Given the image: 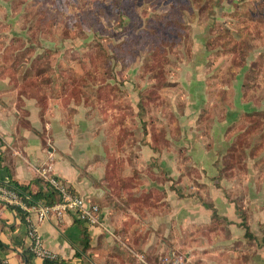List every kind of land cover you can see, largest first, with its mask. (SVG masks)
I'll list each match as a JSON object with an SVG mask.
<instances>
[{
  "label": "rangeland",
  "instance_id": "1",
  "mask_svg": "<svg viewBox=\"0 0 264 264\" xmlns=\"http://www.w3.org/2000/svg\"><path fill=\"white\" fill-rule=\"evenodd\" d=\"M100 1L102 29L94 19L88 26L80 15L69 17L78 8L75 0L57 1L69 19L65 26L56 18L50 27L36 22L38 0H0V67L12 74L16 98L17 86L33 83L26 94L37 92L45 115L57 106L64 109L71 129L73 106L86 109L91 133L101 139L104 181L119 206L139 215L136 205H144L164 219L173 194L179 217L181 209L203 212L202 222L193 216V223L170 227L163 239L172 240L171 246L146 251L151 232L139 226V216H117L102 264H164L171 252L182 257L181 264H207L193 249L201 244L202 253L219 264L221 258L236 263L233 256L239 264H264V15L258 14L257 0ZM177 8L181 28L171 23L175 33L166 30L162 65H153L145 46L134 60L125 58L127 67L117 63L106 71L118 89L113 101L118 126L94 104L96 87L90 82L82 92L88 104L65 103L74 74L88 67L95 38L107 48L122 40L124 30L136 31ZM235 60L242 64L235 66ZM243 221L254 239L244 238ZM234 226L243 234L241 242L235 250L223 248L220 242ZM98 227L106 231L103 220Z\"/></svg>",
  "mask_w": 264,
  "mask_h": 264
},
{
  "label": "crops",
  "instance_id": "2",
  "mask_svg": "<svg viewBox=\"0 0 264 264\" xmlns=\"http://www.w3.org/2000/svg\"><path fill=\"white\" fill-rule=\"evenodd\" d=\"M57 107L45 115L35 100L22 98L18 101L16 93L13 92V85L9 80L0 78V183L7 182L8 171L12 180L19 184H29L39 178L37 170L49 167L51 174L75 195L99 204L101 220L106 231L98 226L85 225L90 239L89 248L80 257H76L73 245L79 243L80 232L73 214L66 213L61 219L50 215L39 221L34 214L26 213L27 216L23 219L19 213L0 203V241L7 249L3 259L6 264H25V258L30 253V239L27 234L30 227L34 228L40 237L41 247L57 259L56 264H102L101 252L103 253V247L112 246L110 234L112 229L116 228L114 219L117 216H139V226H144V229L151 232L150 239L142 248L145 251L171 246L172 240L163 239L171 226L177 230L179 222L188 224L189 219V223H193V216H197L202 222L203 212L200 207H193L192 210L181 209L179 217V202L173 194L169 195L168 200L172 207L170 214L164 219L161 214H156L155 210L149 212L144 205H136L139 215L126 205L119 206L116 197L110 193V186L104 181L105 164L99 162L98 158L101 153V139L93 137L92 128L85 116L86 109L81 105L73 106L75 114L72 120L76 128L71 129L66 125L65 110ZM148 185L155 186L153 183ZM32 189L34 190V187ZM142 189L148 188L145 185ZM178 217L180 221L177 220ZM172 222L175 225H172ZM236 228H230L232 235L226 241L220 242L223 248L233 247L235 250L234 245L241 242L243 234L240 235L241 230ZM162 232L164 236L161 238L159 235ZM199 246L200 248L193 249L198 251L196 255L202 262L219 264L217 260L211 261L207 258L206 254L202 253L203 245ZM221 252L233 254L234 251ZM185 253L189 254L187 251ZM172 254L175 253L168 255ZM221 257L222 255H219V258ZM233 257L232 260L236 263L231 262L230 258H221V264H239L236 257ZM28 264H43V260L31 256Z\"/></svg>",
  "mask_w": 264,
  "mask_h": 264
},
{
  "label": "trees",
  "instance_id": "3",
  "mask_svg": "<svg viewBox=\"0 0 264 264\" xmlns=\"http://www.w3.org/2000/svg\"><path fill=\"white\" fill-rule=\"evenodd\" d=\"M38 1V17L36 22L41 26L50 27L51 23L55 21L56 18L61 20L60 22H63V24L66 26L67 19H69V17L76 19L80 15L86 25L93 26L94 19L99 26V29H102L98 16L99 10L100 8H102V3L100 0H75V5L78 8H76V11H73L71 13V16L69 17L67 13L61 12V9L58 8V0ZM117 2L120 3V0H117ZM255 5L259 9L258 14H261V12H263L262 14L264 15V0H257L255 2ZM90 7L92 8L90 9ZM180 11L181 9L179 10V8H177V10L170 11L169 14H165L163 17H161L160 20H149L146 23L145 27L139 28L138 30L130 32L128 34L126 30H124V36L122 40L116 43L109 44L107 48H104L103 45L99 41H97L98 39L95 38L96 40H94L92 44V52L88 57V67L86 70L83 69L74 74L75 81L73 85L67 89V93H65L63 96V98L67 99V101L64 100L65 103H68L69 100H71L73 101V103L79 102L83 103L84 105L88 104V99H86L82 92L83 86L87 85L86 83L90 82L96 87L97 100L94 104L98 105L99 109L106 113L107 121L109 122V124L113 125L115 123L116 126H118L119 123H121V119L118 118L119 116L116 114L117 108L113 104L118 89L116 85H112L109 81H107V78L105 76L106 71L112 70L117 63L120 64L122 68L127 67L129 64H126L125 58L127 59V61L134 60L135 53H137L138 50L145 46L149 51H151L150 56L153 60V65H162L164 63V60H166L162 42L166 44L169 35L166 30L170 31V29L172 28V34L175 33V29L171 23H176V27L181 28ZM74 25L80 27L81 23L75 20ZM244 57L245 55L241 58L243 59ZM235 63L237 64L235 66H240L242 64L240 61L237 62V60H235ZM0 69V78L9 77V82L13 85L12 81H10L12 74H5L7 72L5 71L6 69L4 70L2 67H0ZM254 69L255 68H251L252 71H254ZM31 88H34V84L27 83L26 80H24L20 86H17V89H19L17 97L18 101H21L22 98H35L36 104L38 105L40 111L43 112L41 109L44 108V105L43 103H40V97L37 96V92L35 93V95H32L31 93L30 95L26 94V89ZM119 110H122V106H120ZM246 116L251 117L249 115ZM150 147L153 151H157V148L153 147L152 144L150 145ZM0 184L15 191L18 194L19 198L28 206H51L59 202L60 200L58 193L39 178H36L29 184H19L16 181L12 180L7 171V182ZM32 187H34V190L32 189ZM69 191L74 194L72 190L69 189ZM8 208L19 213L23 219L27 216L25 212L19 210L18 208ZM75 224L80 232V241L78 244H74L73 247L75 249V256L80 257L81 254H83V252L89 248L90 239L86 229L87 224L80 220H75ZM241 225L245 229L244 238L247 240L254 239V236L249 231V227L247 226L245 221H243ZM262 243L264 245V239L261 241V244ZM261 244L259 243V246ZM6 250L7 249L5 245L0 241V260L4 259ZM31 256H34V254L30 251L29 255L25 258V264H28ZM56 263V258L43 260V264Z\"/></svg>",
  "mask_w": 264,
  "mask_h": 264
},
{
  "label": "built area",
  "instance_id": "4",
  "mask_svg": "<svg viewBox=\"0 0 264 264\" xmlns=\"http://www.w3.org/2000/svg\"><path fill=\"white\" fill-rule=\"evenodd\" d=\"M38 177L52 187L59 195V202L51 206H28L10 188L0 184V203L6 207H15L29 214H34L37 220L41 221L53 215L61 219L66 213H71L77 220L87 225L98 226L101 223V214L97 204L90 202L80 196L72 194L69 188L53 176L50 168L37 170ZM30 239V251L34 256L44 259H54L55 257L41 247V240L36 230L31 228L27 232ZM164 264H181L182 257L177 254L166 255L162 258ZM0 264H6L5 260H0Z\"/></svg>",
  "mask_w": 264,
  "mask_h": 264
}]
</instances>
